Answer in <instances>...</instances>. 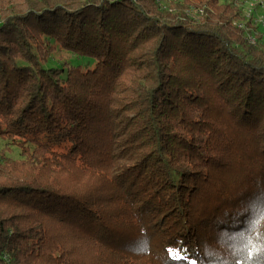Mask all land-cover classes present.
<instances>
[{
    "label": "trees",
    "instance_id": "obj_1",
    "mask_svg": "<svg viewBox=\"0 0 264 264\" xmlns=\"http://www.w3.org/2000/svg\"><path fill=\"white\" fill-rule=\"evenodd\" d=\"M20 3L0 264H264V42L238 0ZM52 43L95 69L48 68Z\"/></svg>",
    "mask_w": 264,
    "mask_h": 264
},
{
    "label": "rangeland",
    "instance_id": "obj_2",
    "mask_svg": "<svg viewBox=\"0 0 264 264\" xmlns=\"http://www.w3.org/2000/svg\"><path fill=\"white\" fill-rule=\"evenodd\" d=\"M20 1L22 0H13V3H15V5L17 6H20L22 4L20 3ZM238 3L243 7V16L245 17V22L250 18H253V21L258 26V31L261 35V39L264 42V0H238ZM198 12L202 13L203 10L199 9ZM241 24L244 25V22ZM52 45L54 46V48L52 53L49 55V62L47 64L48 68H67L74 66L80 67L84 72L95 69L97 64V60L95 58L87 56H76L74 54L63 51L56 43H52ZM1 147H3V144H0V148ZM18 154L19 151L15 149L12 153V156L16 158L18 157Z\"/></svg>",
    "mask_w": 264,
    "mask_h": 264
},
{
    "label": "built area",
    "instance_id": "obj_3",
    "mask_svg": "<svg viewBox=\"0 0 264 264\" xmlns=\"http://www.w3.org/2000/svg\"><path fill=\"white\" fill-rule=\"evenodd\" d=\"M239 26H240V27H243V24H240ZM250 42H251V43H255L256 41H255V39H254L253 37H251V38H250Z\"/></svg>",
    "mask_w": 264,
    "mask_h": 264
}]
</instances>
